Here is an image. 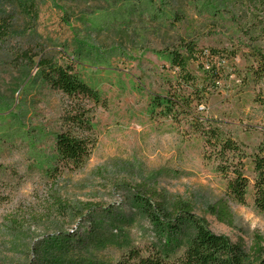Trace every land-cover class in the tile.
<instances>
[{"label": "rangeland", "instance_id": "rangeland-1", "mask_svg": "<svg viewBox=\"0 0 264 264\" xmlns=\"http://www.w3.org/2000/svg\"><path fill=\"white\" fill-rule=\"evenodd\" d=\"M17 1L0 0L6 23L0 29V264H116L130 249L163 241L136 204L138 194L158 195L166 206L189 204L211 233L243 249L255 235L264 238L250 163L264 140V81L241 77L254 41L236 30L229 13L211 15L214 0H23L34 7L31 17ZM182 40L221 52L214 57L221 60L215 84L196 61L188 71L205 89L195 109L208 120L204 127L218 128L247 156L243 205L227 198L219 161L191 118L150 107L152 95L189 91L168 62ZM39 48L68 53L104 99L92 116L96 145L81 169L54 161L64 102L35 76L34 65L18 59L17 52L29 50L37 53L35 64ZM88 203L100 210L86 212ZM219 206L231 224L222 221ZM183 232H190L187 222Z\"/></svg>", "mask_w": 264, "mask_h": 264}, {"label": "trees", "instance_id": "trees-1", "mask_svg": "<svg viewBox=\"0 0 264 264\" xmlns=\"http://www.w3.org/2000/svg\"><path fill=\"white\" fill-rule=\"evenodd\" d=\"M214 1L216 4H209L211 15L229 13L236 30L254 41V44L247 45V64L241 77L253 83L264 81V44H257V38L264 36V0ZM218 1H222V4L219 5ZM16 7L21 12L32 14L31 17L35 16L34 7L23 0H18ZM5 24L0 21V29ZM28 51L17 52L20 54L18 59L28 60L34 65L35 76L55 90L64 102L59 117V131L53 139L54 161L67 170L81 169L96 145L92 116L94 110L104 104V99L100 91L81 79L74 67L75 59H71L64 50L39 48L35 64L32 58L37 53L31 55ZM214 57H221V52L212 48L201 51L193 40L179 41L175 49L170 51L168 62L173 69H177V79L188 85L189 91L177 95H152L150 107L152 110L158 109L159 114L166 117H172L173 113L180 111L191 118V126L200 133L205 146L219 161L216 171L226 179L227 198L243 205L249 189V180L243 171L247 156L234 140L224 136L218 128L209 126L206 129L203 124L208 123V120L202 119L195 110L203 102L206 93L203 87L197 85L196 77L188 71L189 63L196 61L204 78L215 84L219 79L217 75L220 68L217 65L220 66L221 60L214 61ZM250 163L254 175L252 202L255 209L264 214V140L257 147ZM45 172L50 174L48 169ZM157 197H153V194H138L135 202L143 208L145 217L160 234H164L165 239L161 242L153 240L143 248L128 250L116 264H264V238L260 234L253 237L249 250L243 249L241 244L211 233L207 222L196 217L189 204L173 201L170 206H166ZM85 209L95 214L100 207L88 203ZM218 210L222 221L231 224L226 208L219 206ZM186 222L190 228L188 233L183 232Z\"/></svg>", "mask_w": 264, "mask_h": 264}]
</instances>
